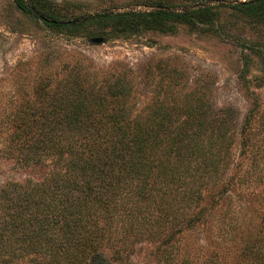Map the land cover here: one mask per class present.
I'll use <instances>...</instances> for the list:
<instances>
[{
    "label": "rangeland",
    "instance_id": "374dc122",
    "mask_svg": "<svg viewBox=\"0 0 264 264\" xmlns=\"http://www.w3.org/2000/svg\"><path fill=\"white\" fill-rule=\"evenodd\" d=\"M26 1L70 20L110 10L184 12L206 6L214 9L215 20L139 22L134 28L103 23L68 32L50 29L13 0H0V193L8 183L50 178L46 167L22 166L3 154L16 107L38 104L34 92L45 82L55 87L77 74L96 88L129 90L132 105H200L207 126L217 117L215 137L227 144L215 151L221 156L220 181L192 179L183 185L186 197L202 185V204L184 202L176 227L157 242L123 240V231L128 226L137 231L141 222L117 218L119 252L110 246L102 251L112 264H264V213L258 202L264 197V22L255 24L233 9L250 0ZM94 38L104 43L94 44ZM5 201L0 199V215Z\"/></svg>",
    "mask_w": 264,
    "mask_h": 264
},
{
    "label": "trees",
    "instance_id": "16d2710c",
    "mask_svg": "<svg viewBox=\"0 0 264 264\" xmlns=\"http://www.w3.org/2000/svg\"><path fill=\"white\" fill-rule=\"evenodd\" d=\"M13 1L50 29L68 32L103 23L136 27L139 22L215 20L210 6L184 12L110 10L70 20L34 2ZM233 9L255 24L264 22V0ZM261 61L264 66L262 51ZM64 80L55 87L45 82L34 92L32 101L39 103L18 105L10 120L3 154L22 166L46 167L50 178L8 183L0 193L6 198L0 215V264H112L102 249L119 252L113 231L117 218L141 222L137 231L128 226L123 240L157 242L165 230L176 227L177 216L186 211L184 202L202 204V185L189 189L190 196L197 192L195 199L186 197L183 185L192 179L220 181L221 156L215 151L226 142L215 137L217 117L207 126L200 105H132L129 90L96 88L77 74ZM260 180L264 192V177ZM258 202L264 213V197ZM140 211L146 212L141 218ZM201 215L198 211L197 220ZM115 258L121 260L118 253Z\"/></svg>",
    "mask_w": 264,
    "mask_h": 264
},
{
    "label": "water",
    "instance_id": "95a60500",
    "mask_svg": "<svg viewBox=\"0 0 264 264\" xmlns=\"http://www.w3.org/2000/svg\"><path fill=\"white\" fill-rule=\"evenodd\" d=\"M92 43L102 44V43H104V39L103 38H94V39H92Z\"/></svg>",
    "mask_w": 264,
    "mask_h": 264
}]
</instances>
